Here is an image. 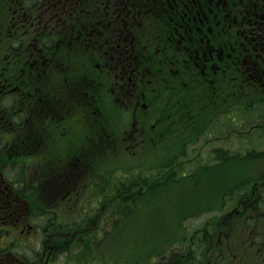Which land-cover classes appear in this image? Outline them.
Wrapping results in <instances>:
<instances>
[{
  "label": "flooded vegetation",
  "instance_id": "flooded-vegetation-1",
  "mask_svg": "<svg viewBox=\"0 0 264 264\" xmlns=\"http://www.w3.org/2000/svg\"><path fill=\"white\" fill-rule=\"evenodd\" d=\"M94 86L99 91L91 93ZM164 89L196 90L188 97L202 104L183 112L177 102L158 100ZM249 90L264 92V0H0V264H55L61 256L64 264H76L71 257L78 242L96 245L102 216L61 223L59 206L50 209L61 201L85 207L84 188L98 185L97 173L85 180L93 166L82 151L59 145L83 144L78 123L71 131L68 124L79 116L92 149L102 150L92 128L104 113L113 114L100 91L121 113L123 148L136 154L141 143L161 136L165 105L179 106L170 118L195 131L219 109L236 107L229 104ZM52 150L62 153L43 155ZM29 158L38 161L30 183L18 186L9 173ZM111 185L107 179L105 188ZM30 187L49 196L40 223L22 199ZM204 245L203 256L212 255L202 264H231L226 249ZM176 256L164 255L158 264H174Z\"/></svg>",
  "mask_w": 264,
  "mask_h": 264
},
{
  "label": "rangeland",
  "instance_id": "rangeland-1",
  "mask_svg": "<svg viewBox=\"0 0 264 264\" xmlns=\"http://www.w3.org/2000/svg\"><path fill=\"white\" fill-rule=\"evenodd\" d=\"M185 90L164 89L158 100L199 108L195 105L202 104L200 99L193 102L188 97L190 89ZM97 91L99 86L90 90ZM98 97L107 104L106 112L113 114L104 113L105 119L92 128V136L104 144L102 150L92 149L87 138L90 131L79 116L68 124L71 131L73 122L78 123L76 137L83 144H74L73 140L59 145L64 152L78 155L82 151L86 160L91 161L94 169H88L91 171L85 180L93 173L99 176L98 185L84 188L81 194V200L90 197L85 207L78 209L75 203L68 206L61 201L50 209L59 206L56 221L61 223L81 216L103 217H99L94 236L96 245L90 247L88 238L85 239L88 245L78 242L75 247L78 252L71 259L75 257L76 264H158L164 255H177L178 262L174 264H202L205 256L212 255L203 256L205 243L211 250L217 246L226 249L228 263L264 264V214L256 217L242 199L264 182V92L249 90L229 104L237 108L219 109L209 124L195 131L185 121L183 124L177 121L173 126L169 114L174 116L172 110L178 107L162 106L165 114L159 118L161 136L148 145L141 143L136 154L121 144V113L110 111L105 93L100 91ZM97 100L101 106L102 101ZM113 104L121 111L116 95ZM96 129L100 131L97 135ZM179 131L183 137H179ZM52 153L42 154L50 158L62 152L52 150ZM18 162L9 178L25 187L24 184L30 183L28 176L32 177L31 167L38 161L29 158ZM25 173L26 180H20ZM107 179L112 181L108 189ZM46 198L49 196L40 187H30L22 197L36 211L38 223L44 220ZM263 199L264 192L258 193L256 206L264 208ZM93 200L95 203H91ZM107 200L110 201L105 203ZM92 258L94 263H89ZM57 261L55 264H64V256Z\"/></svg>",
  "mask_w": 264,
  "mask_h": 264
},
{
  "label": "trees",
  "instance_id": "trees-1",
  "mask_svg": "<svg viewBox=\"0 0 264 264\" xmlns=\"http://www.w3.org/2000/svg\"><path fill=\"white\" fill-rule=\"evenodd\" d=\"M261 191H263L264 192V190H261ZM242 199L244 200V201H247V204H246V207L248 208V206H249V210H252V211H261V209H260V207H257L256 205H253L252 203V201H251V195L248 197V196H246V195H243V197H242ZM264 201V199L262 200V202ZM262 203H260V205H261Z\"/></svg>",
  "mask_w": 264,
  "mask_h": 264
}]
</instances>
